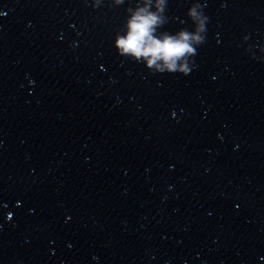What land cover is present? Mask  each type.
Masks as SVG:
<instances>
[{"label": "clouds", "instance_id": "clouds-1", "mask_svg": "<svg viewBox=\"0 0 264 264\" xmlns=\"http://www.w3.org/2000/svg\"><path fill=\"white\" fill-rule=\"evenodd\" d=\"M122 4L123 0H116ZM153 0H140L135 9H127L129 18L126 22L127 31L124 35H117L114 46L119 55L132 57L135 61H145V66L154 72L175 73L187 75L190 71L187 58L196 53L193 42L200 43L201 37L181 29L176 34L161 32L157 29L166 22L164 15L167 0H155V11H152ZM188 15L197 20V32L204 31V17L201 20L195 8L188 11Z\"/></svg>", "mask_w": 264, "mask_h": 264}]
</instances>
